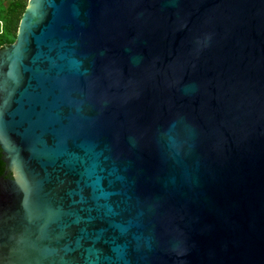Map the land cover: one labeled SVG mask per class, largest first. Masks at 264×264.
Segmentation results:
<instances>
[{
  "label": "water",
  "instance_id": "1",
  "mask_svg": "<svg viewBox=\"0 0 264 264\" xmlns=\"http://www.w3.org/2000/svg\"><path fill=\"white\" fill-rule=\"evenodd\" d=\"M0 264H264V0H27Z\"/></svg>",
  "mask_w": 264,
  "mask_h": 264
},
{
  "label": "trees",
  "instance_id": "2",
  "mask_svg": "<svg viewBox=\"0 0 264 264\" xmlns=\"http://www.w3.org/2000/svg\"><path fill=\"white\" fill-rule=\"evenodd\" d=\"M27 0H0V48L14 41Z\"/></svg>",
  "mask_w": 264,
  "mask_h": 264
}]
</instances>
